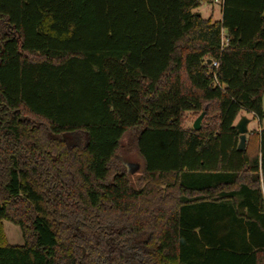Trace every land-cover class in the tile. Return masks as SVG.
Wrapping results in <instances>:
<instances>
[{
    "label": "trees",
    "instance_id": "obj_1",
    "mask_svg": "<svg viewBox=\"0 0 264 264\" xmlns=\"http://www.w3.org/2000/svg\"><path fill=\"white\" fill-rule=\"evenodd\" d=\"M202 2L0 0V264H264V0Z\"/></svg>",
    "mask_w": 264,
    "mask_h": 264
},
{
    "label": "rangeland",
    "instance_id": "obj_2",
    "mask_svg": "<svg viewBox=\"0 0 264 264\" xmlns=\"http://www.w3.org/2000/svg\"><path fill=\"white\" fill-rule=\"evenodd\" d=\"M196 10H197L196 12H199L201 16L204 18L211 17L212 20L221 19L220 3L202 2ZM261 102H262V111L264 113V94H262ZM200 112L201 111L199 112L190 111L185 113L183 115L184 118L182 121V127L192 128V123L195 120V118L200 114ZM242 115L249 119V122L247 124V133L245 136L246 138L245 148L254 151L258 147L256 133L262 128H264V117L259 119L256 116H254L252 113L242 110L238 113L234 121V124L238 121L239 117ZM204 118L205 115L201 120L200 127L203 124ZM238 140H237V144H238ZM127 144H128V136L125 135L123 137L121 147L117 152V157L125 165L126 169L128 167L130 180L136 185V179L140 173V159L135 153V151L132 149V147H129ZM2 229L7 242H9L10 244H21L23 242L21 231L17 225L13 224L10 221L3 220Z\"/></svg>",
    "mask_w": 264,
    "mask_h": 264
},
{
    "label": "water",
    "instance_id": "obj_3",
    "mask_svg": "<svg viewBox=\"0 0 264 264\" xmlns=\"http://www.w3.org/2000/svg\"><path fill=\"white\" fill-rule=\"evenodd\" d=\"M264 18V13L262 15ZM210 60H207V63H209ZM205 115V110L201 111L200 114L195 118V120L192 123V129L194 130H199L200 128V123L202 118ZM249 122V119L245 116H240L238 121L234 124V128L236 129L238 133V144H237V150L243 151L245 149V141H246V133H247V124ZM128 171V167H127Z\"/></svg>",
    "mask_w": 264,
    "mask_h": 264
},
{
    "label": "built area",
    "instance_id": "obj_4",
    "mask_svg": "<svg viewBox=\"0 0 264 264\" xmlns=\"http://www.w3.org/2000/svg\"><path fill=\"white\" fill-rule=\"evenodd\" d=\"M215 2H218V3H220L221 2V0H214ZM208 65L210 66V67H212V68H216L217 66H218V62L217 61H210L209 63H208Z\"/></svg>",
    "mask_w": 264,
    "mask_h": 264
},
{
    "label": "crops",
    "instance_id": "obj_5",
    "mask_svg": "<svg viewBox=\"0 0 264 264\" xmlns=\"http://www.w3.org/2000/svg\"><path fill=\"white\" fill-rule=\"evenodd\" d=\"M214 2H215V1H214ZM215 3H218V2H215ZM197 8H198V7H197ZM197 8H196V9H197ZM220 8H221V4H220ZM196 9H194L193 12H194V11L196 12V11H197ZM197 13H199V12H197ZM199 14H200V13H199ZM200 16H201V14H200ZM201 17H202V16H201ZM203 18H204V17H203ZM207 18H209L211 21H219V20H212L211 17H207ZM187 112H190V111H187ZM187 112H185V113H187ZM13 245H18V244H13Z\"/></svg>",
    "mask_w": 264,
    "mask_h": 264
}]
</instances>
